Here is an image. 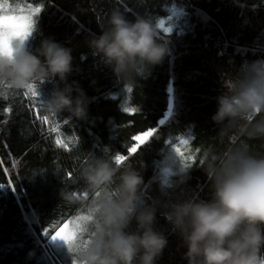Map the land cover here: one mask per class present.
Wrapping results in <instances>:
<instances>
[{"label": "trees", "instance_id": "trees-1", "mask_svg": "<svg viewBox=\"0 0 264 264\" xmlns=\"http://www.w3.org/2000/svg\"><path fill=\"white\" fill-rule=\"evenodd\" d=\"M0 2L6 8L13 4L40 8L34 14L37 30L27 38L25 47L34 50L42 39L69 47L76 70L68 76V82L75 80L88 101L83 119H70L62 112L47 116L45 123L37 119L46 115L28 90L0 95V264H73L67 245L56 244L50 235L66 219L70 224L75 215L84 213L83 208L61 200L59 192L62 187L81 188L79 169L92 154H122L124 161L139 169L146 192L141 204L150 203L152 198L174 200L192 194L208 198L209 181L201 165V148L212 146L219 151L227 142V137H219V125L211 120L224 80L242 65L264 59L262 0ZM114 8L129 20L136 14L149 13L164 17V28L171 25L169 33H161L168 42V54L149 74L138 75L136 84L118 82L111 67L87 44L89 38L100 34ZM172 15L173 24L167 23ZM62 86L58 79L44 82L37 99ZM172 98L175 111L166 117ZM5 107L8 113H4ZM125 108L134 111L125 112ZM149 128L156 131L148 142L141 145L134 140ZM186 136L191 141L187 148L180 143ZM58 139L69 147L57 145ZM174 140L189 165V178L162 191L151 177ZM248 143L254 151L264 152V141ZM133 145L137 150L128 152ZM135 227L133 220L126 231ZM154 227L163 230L168 240L156 264H187L178 236L159 211ZM82 238L87 240L88 234Z\"/></svg>", "mask_w": 264, "mask_h": 264}, {"label": "clouds", "instance_id": "clouds-1", "mask_svg": "<svg viewBox=\"0 0 264 264\" xmlns=\"http://www.w3.org/2000/svg\"><path fill=\"white\" fill-rule=\"evenodd\" d=\"M25 12L18 4L5 9L0 3V95L26 89L35 94L44 115L66 112L67 118L83 119L87 97L75 80L68 82L76 70L72 50L52 39H42L34 50L26 48L24 41L37 30V16L32 15L29 23ZM14 14L26 35L21 36L9 19ZM162 19L144 13L129 20L114 8L100 34L87 44L111 67L118 82L136 84L138 75L149 74L169 52L161 33H169L171 25L165 32ZM53 79L63 86L38 100L40 85ZM223 88L211 120L227 142L219 151L201 148V165L209 181L207 199L192 194L141 204L146 192L139 169L131 162L117 163L106 153L92 154L81 165L80 189L61 188V200L85 210L68 224L77 264H156L168 243L164 231L154 227L158 211L178 236L187 264H264V152L254 151L248 143L264 141V59L242 65L224 80ZM184 140L187 148L191 141L187 136ZM178 148L174 140L151 177L162 191L189 178V165ZM172 176L176 179L170 180ZM133 220L135 229L126 231ZM84 234L86 242L81 239Z\"/></svg>", "mask_w": 264, "mask_h": 264}, {"label": "snow or ice", "instance_id": "snow-or-ice-1", "mask_svg": "<svg viewBox=\"0 0 264 264\" xmlns=\"http://www.w3.org/2000/svg\"><path fill=\"white\" fill-rule=\"evenodd\" d=\"M39 11H40V8H39L38 6L35 7V8H33V7H31V5H29V10H28L27 12L24 13V15H25V17L28 19L29 23H30V21H31V16L34 15L35 13H38ZM9 19L14 20V27H15V29L19 32V34H20L21 36H24V35L27 34L26 31H21V25L19 24V22H18L17 20H15V14H14L13 16L9 17ZM28 30L30 31V28H29ZM164 31L167 32L168 29L165 28ZM28 93H30V92L28 91ZM34 95H35L34 93H31V96H32V97H34ZM3 111H4V113H8V112H9V108L5 107V108L3 109ZM124 111H125V112H130V111H134V110H132V109H128V108H125ZM37 119H41V120H43V122H45V123H47V121H48V117H47V116H44V117H39V116H38ZM161 123H163V121H161ZM155 131H156V129H154V128H149L147 131L143 132L141 135H137V136H135V137H134V140L139 141L140 144L142 145V144H144L145 141L148 140V138H149V137H150ZM56 143H57V145H59L60 147H62V148H64V149H67V148L69 147L68 144L63 143V142H62L61 140H59V139L56 141ZM180 143L185 144V143H187V141H185V140L182 139V140H180ZM136 150H137V148H136L135 145H133L132 147H130V148L127 149L128 152H135ZM177 150H178L179 152H181V149L178 148ZM181 156H182V159H184V157H183V153H182V152H181ZM113 159H114V161H116L117 163H119V162L125 160V156L122 155V154H117V155H115V156L113 157ZM188 159H193V158H192V157H189ZM68 175H69V178H71V176L73 175V172L70 170L69 173H68ZM0 187H3V185H0ZM85 195H86V194H85ZM70 215H71V214H70ZM79 216H80V215H75V216L72 218L71 221H73L74 219L78 218ZM68 224H69V222H68L67 219H66L65 222H64L61 226H59L57 230H55L54 234H51V235H50V238L53 239V240H56V237H59L61 240L64 241V243H66V244L68 245V249H69V251L72 252V251H73V247H74V245H73V243H72V238H71V237L69 236V234H68ZM43 232H44L45 235H48V234H49L47 229H44ZM82 237H83V235H82ZM81 239H82V242H86L85 239H83V238H81ZM73 264H77V262H76V260H75L74 257H73Z\"/></svg>", "mask_w": 264, "mask_h": 264}, {"label": "rangeland", "instance_id": "rangeland-1", "mask_svg": "<svg viewBox=\"0 0 264 264\" xmlns=\"http://www.w3.org/2000/svg\"><path fill=\"white\" fill-rule=\"evenodd\" d=\"M1 3V2H0ZM4 7H5V9H7L6 7H8L7 5H4ZM19 8H21V9H25L26 10V12L29 10V8H23V7H19ZM173 18H174V15H172V16H170V18H169V20H167V23H168V21H169V23L170 24H173ZM161 22H163L164 24L166 23L165 22V20H161ZM161 27H162V29H165L164 27H163V25L161 24ZM174 29V28H173ZM172 29V30H173ZM27 40V39H26ZM26 40L24 41V45H25V42H26ZM169 105H168V116H170L171 114H173L174 113V111H175V100L172 98V99H170L169 100ZM53 240V239H52ZM53 242H55L56 244H58V245H60V244H63L64 242L62 241V240H60V239H56V240H53Z\"/></svg>", "mask_w": 264, "mask_h": 264}, {"label": "bare ground", "instance_id": "bare-ground-1", "mask_svg": "<svg viewBox=\"0 0 264 264\" xmlns=\"http://www.w3.org/2000/svg\"><path fill=\"white\" fill-rule=\"evenodd\" d=\"M168 116V112H167V114H166V117Z\"/></svg>", "mask_w": 264, "mask_h": 264}]
</instances>
